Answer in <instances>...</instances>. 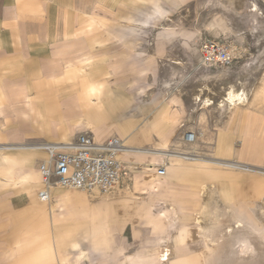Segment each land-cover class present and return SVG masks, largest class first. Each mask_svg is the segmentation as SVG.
I'll return each instance as SVG.
<instances>
[{"label":"crops","instance_id":"1","mask_svg":"<svg viewBox=\"0 0 264 264\" xmlns=\"http://www.w3.org/2000/svg\"><path fill=\"white\" fill-rule=\"evenodd\" d=\"M195 1L0 0V264H73L72 247L83 242L72 240L71 229L85 235L88 223L80 214L87 210L104 221L115 244L163 238L160 248L134 252L158 264H170L160 257L171 238L168 223L175 226L174 249L214 246L198 236L192 207L212 171L220 172V160L236 162L241 153L224 158L216 149L220 136L210 143L179 113L192 106L176 95L181 91L172 72L162 78L171 41L155 37L153 22ZM256 2L264 11V0ZM186 131L194 142L185 139ZM79 134L97 146L121 140L119 183L104 192L92 189L87 198L54 186L48 201L38 199L47 147L70 149ZM255 208L261 219V207ZM176 216L196 229L177 224ZM207 236L214 242L213 233Z\"/></svg>","mask_w":264,"mask_h":264},{"label":"rangeland","instance_id":"2","mask_svg":"<svg viewBox=\"0 0 264 264\" xmlns=\"http://www.w3.org/2000/svg\"><path fill=\"white\" fill-rule=\"evenodd\" d=\"M153 22L156 28L155 37L171 41V64L160 70L162 78H169L172 72L173 82L181 91L176 94L180 101L190 103L192 107L201 104L196 110L191 107L181 109L179 113H186L188 120L192 122V129L196 133L203 132L205 139L210 143L217 133L220 138L216 149L224 158H233L236 149L241 153L240 159L237 158L239 161L220 160V168L217 167L220 172L212 171L213 179L210 185L197 190V204L192 207V212L197 213L196 220H200L198 226L203 236L199 233L198 236L204 238L214 232L213 236L218 237V228L225 224V218L221 216L222 209L232 205L259 229L255 235L249 234L254 235V238H257V235L258 238L264 237V221H260L253 213L254 207H260L259 202L264 205L263 9H258L256 0H196L182 9L171 10L164 19L155 18ZM206 39L217 40L229 46L234 56L229 66L215 69L203 63L200 43ZM160 67L158 58V68ZM234 86L244 87V93L247 92L244 98L246 100L236 101L235 106L232 105L223 111L219 102L224 100ZM232 162L237 165H231ZM94 190L102 192L99 189ZM75 191L82 193L80 196L84 198H87L89 193L70 190L72 193H76ZM181 208L188 210L184 206ZM87 211L80 214L85 223H88L86 230L83 228L85 235L77 234V227L71 229V233L76 235L72 240L83 242L82 245L72 247L73 264H82V256L86 257L87 264H158L151 257H136L134 252H139L141 247L148 250L160 248L163 238L141 239L130 243L119 241L115 244L104 221L95 220L93 211ZM261 211H264L263 208ZM175 220L177 224L192 228V231L196 229V224L192 225L189 218L186 221L184 216H176ZM227 220L229 222V219ZM95 222L98 223L97 226L94 225ZM171 224L168 223L172 231L169 233L171 238L168 242L170 250L167 249L168 260L163 262L172 264L192 257L195 259L193 264H264V244L261 250H256V254H263L262 257L260 255L254 259L253 256V259L246 258L244 262V258L238 259L235 252H225L215 240V247L207 244L205 251H201L202 248L196 251V248L186 246L174 249L175 237ZM216 225L219 226L217 231L214 230ZM247 227L250 230L248 224ZM204 228L205 230H202ZM207 241L208 239H203V242Z\"/></svg>","mask_w":264,"mask_h":264},{"label":"built area","instance_id":"3","mask_svg":"<svg viewBox=\"0 0 264 264\" xmlns=\"http://www.w3.org/2000/svg\"><path fill=\"white\" fill-rule=\"evenodd\" d=\"M203 63L209 68L226 67L233 61V53L228 45L213 39L200 43ZM184 137L194 142V133L186 131ZM48 161L38 167L41 187L37 198L49 200V189L60 186L66 190L88 193L92 189L102 192L119 183L122 176L120 153L123 145L120 139H109L101 146L94 144L87 134H79L70 149L47 147ZM160 175L164 174V164L158 166Z\"/></svg>","mask_w":264,"mask_h":264},{"label":"bare ground","instance_id":"4","mask_svg":"<svg viewBox=\"0 0 264 264\" xmlns=\"http://www.w3.org/2000/svg\"><path fill=\"white\" fill-rule=\"evenodd\" d=\"M244 87H239V88H236L235 86L230 90V92L228 93V95L224 98V100H221L219 102V106L221 107V110L223 111H226L227 109H229L232 105H234V102H242L243 100H246L244 99L245 98V95L246 93H244ZM247 98V97H246ZM246 103V102H245ZM235 106V105H234ZM60 188V187H58ZM62 188V187H61ZM111 188V187H110ZM109 188V189H110ZM63 189V188H62ZM107 191V190H106ZM263 208L264 210V205L260 206ZM259 207V209H260ZM261 208V210H262ZM257 209V208H255ZM258 209V210H259ZM223 212L221 214L224 215V222H223V227H219L216 225V229H214L215 231H217V228L219 229L217 233H219V236L215 238V241L217 242V245L219 244L220 246H222L223 250H225V252L227 253H231L233 254L235 252V254L238 256V259H240L241 257L244 258L242 262H244V260H246V258H252L253 259V256H254V259L256 257H258L261 253L259 254H256L257 251L256 250H261V246L264 244V237H259L258 238V235H257V238L253 237L256 232H254L253 230H249L248 227H247V224H246V221L247 219H242L239 215V213L237 214L238 210H235L232 205H229L225 208L222 209ZM260 211V210H259ZM258 211V212H259ZM262 212V211H261ZM175 214V213H174ZM162 215H165L164 213H162ZM223 215H221L223 217ZM257 217L258 214H256ZM229 217V218H228ZM171 218V217H170ZM205 218V217H204ZM229 219V222L227 219ZM263 221H264V211L261 213V217H260ZM259 219V218H258ZM222 220V219H221ZM199 223V220L197 221ZM204 222V220H203ZM214 222V221H213ZM218 224V222H217ZM222 225V224H221ZM215 226V225H213ZM250 226V225H248ZM171 227H173V229L175 228L174 226V222H172L171 224ZM201 227V226H200ZM210 228V227H209ZM208 228V229H209ZM200 229V228H199ZM201 230V229H200ZM199 230V234H201V236H203V233H201ZM202 230H205L202 229ZM210 230V229H209ZM208 230V231H209ZM211 231V230H210ZM172 232V231H171ZM204 232V231H203ZM214 233V232H213ZM216 233V232H215ZM249 233L251 234H254V235H250ZM211 234V233H210ZM218 235V234H217ZM168 236H169V232H168ZM167 236V237H168ZM208 236L205 235V237L203 238L205 240L208 239L207 238ZM166 239V238H165ZM210 239H211V236H210ZM209 241V240H208ZM207 243H211L212 242V239H211V242L209 241ZM197 242H200V240H198ZM206 242V241H205ZM203 243V242H202ZM213 243V242H212ZM199 244V243H197ZM196 244V245H197ZM200 245V244H199ZM215 245V244H214ZM219 246V247H220ZM172 247V246H171ZM207 247V246H206ZM215 247V246H214ZM167 248V247H166ZM165 248V249H166ZM173 248V247H172ZM169 249V247H168ZM164 249H162L163 251ZM170 250V249H169ZM173 250V249H172ZM206 250V249H205ZM222 250V251H223ZM168 252V250H167ZM166 252V253H167ZM166 253H161L160 257L164 260V261H167L168 260V256ZM171 254V253H170ZM170 256V255H169ZM172 256V255H171ZM229 257V255H228ZM262 257V255H261ZM224 258V257H223ZM171 259V258H170ZM251 259V260H252ZM162 260V261H163ZM187 261V260H186ZM254 261V260H252ZM239 261H237L238 263ZM167 264V263H166ZM233 264V263H232Z\"/></svg>","mask_w":264,"mask_h":264}]
</instances>
